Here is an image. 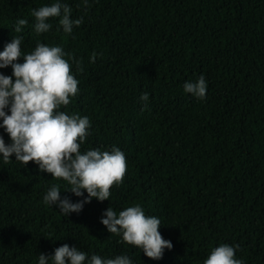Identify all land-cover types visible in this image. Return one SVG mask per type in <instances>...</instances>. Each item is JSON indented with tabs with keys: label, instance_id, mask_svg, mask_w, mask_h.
Returning a JSON list of instances; mask_svg holds the SVG:
<instances>
[{
	"label": "trees",
	"instance_id": "1",
	"mask_svg": "<svg viewBox=\"0 0 264 264\" xmlns=\"http://www.w3.org/2000/svg\"><path fill=\"white\" fill-rule=\"evenodd\" d=\"M55 2L0 0V52L18 35L24 54L44 43L74 55L65 59L79 92L60 110L89 118L82 153L118 147L127 173L109 200L65 216L43 201L51 186L73 203L86 191L77 197L34 161L13 155L6 164L0 154V264H39L64 244L133 264H204L221 244L238 245L237 259L264 264V0H59L83 23L67 35L50 18V31L37 34L33 9ZM19 19L28 24L16 33ZM201 75L204 99L184 91ZM0 135L12 143L3 127ZM137 204L173 244L162 259L101 223L109 207L119 214Z\"/></svg>",
	"mask_w": 264,
	"mask_h": 264
},
{
	"label": "clouds",
	"instance_id": "2",
	"mask_svg": "<svg viewBox=\"0 0 264 264\" xmlns=\"http://www.w3.org/2000/svg\"><path fill=\"white\" fill-rule=\"evenodd\" d=\"M85 7L88 0H83ZM72 9L59 2L51 6L33 9L35 17L34 30L37 34L50 31V18H60L59 25L63 32L71 35L74 27L83 23V18L72 19ZM28 24L27 19H19L14 31L21 33ZM60 28L57 29L59 31ZM22 37L14 36L4 50L0 52V69L11 66L12 76L0 73V119L10 136L11 144H6L0 135V154L4 163H9L15 155V160L25 166L35 162L40 172L50 173L53 179H62L70 185L71 191L77 197H87L76 203L69 198H61L60 185L51 186L43 198L46 205H56L60 211L69 216L82 211L86 203L93 198L103 202L109 200L111 188L123 184L127 173L125 154L113 146L112 150L99 149L81 152L91 123L88 117L78 114L69 115L61 111L62 106H68L71 98L78 95L79 81L72 73L68 59L75 61L72 54L66 53L62 47L48 46L37 43L30 54H24L21 49ZM99 54L92 53L90 61L95 63ZM23 57L24 62L19 63ZM79 72L84 69L80 61H76ZM15 77V80H13ZM207 82L201 75L196 82H186L184 91L197 98L204 99L207 93ZM148 94L143 93L141 101L148 100ZM9 109L10 114L5 110ZM101 223L110 234L122 236L123 242L142 249L149 258H163L164 250L173 248L169 240H165L159 229L161 220L155 216H147L142 207L137 204L127 207L117 214L109 207L103 214ZM236 248L221 244L214 248L204 264H244L236 258ZM133 264L127 255L103 259L92 255L89 259L86 252L76 247L64 244L54 250V255H39V264Z\"/></svg>",
	"mask_w": 264,
	"mask_h": 264
}]
</instances>
